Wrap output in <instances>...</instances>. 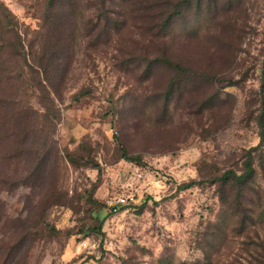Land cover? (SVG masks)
Listing matches in <instances>:
<instances>
[{
	"label": "rangeland",
	"instance_id": "obj_1",
	"mask_svg": "<svg viewBox=\"0 0 264 264\" xmlns=\"http://www.w3.org/2000/svg\"><path fill=\"white\" fill-rule=\"evenodd\" d=\"M101 1L3 4L0 22L11 21L29 62L50 67L54 89L47 81L35 89L31 75L21 83L30 117L21 128L33 136L21 133L19 165L0 167V264H253L264 246V197L257 212L248 206L256 222L238 230L211 180L241 169L244 151L259 143L264 0H191L166 36L148 16ZM11 26L0 27V39L16 40ZM164 58L198 74L180 80L168 106L174 73ZM202 73L231 85L221 118L220 102L205 103L216 87ZM34 143L38 154L29 153ZM121 146L140 163L122 159ZM257 176L264 196L261 168Z\"/></svg>",
	"mask_w": 264,
	"mask_h": 264
},
{
	"label": "trees",
	"instance_id": "obj_2",
	"mask_svg": "<svg viewBox=\"0 0 264 264\" xmlns=\"http://www.w3.org/2000/svg\"><path fill=\"white\" fill-rule=\"evenodd\" d=\"M51 5L53 6H61V5H69L74 6L75 0H50ZM191 0H102L101 6L103 8L107 7H117L125 6L128 7V12H132L133 14H137L140 16H148L155 23L156 29H159L160 32H165L163 34H167V31L171 29L173 22L182 17L184 14V5L192 6L190 3ZM163 9V12H162ZM7 10L0 3V13L6 12ZM3 19H8L7 15H4ZM124 16V15H122ZM126 16V15H125ZM125 20L127 17H124ZM107 23L113 24L112 28L118 29L121 21L113 17H108L106 20ZM119 24V25H118ZM11 21H7L6 23L0 22V27H9L11 26ZM126 25V21L123 22V26ZM117 26V27H115ZM11 35L13 34L16 37L15 41L4 40L0 45V150L3 148L2 155H4L5 159H1L0 167L3 168L5 166L11 165L13 161L15 164L21 163V133L23 134V138H30L32 133L28 129L21 128V121L27 122L29 120V116L25 115L24 110L21 109V100L23 99L21 83H28L27 75H31L29 82H31L35 89L44 88L45 91V83L49 82L51 84V90L53 88V84L51 81L46 79V75H49L48 66L37 63L39 65H35L33 62H29L27 60V54L25 53V45L21 44V38L18 36L17 31L13 29L11 26L10 29ZM21 54H24L22 58V66H21ZM7 56L10 58L4 57ZM164 63L172 69L174 75L171 76L170 83L165 91V101L168 106L170 99L174 96L177 90H182L179 82L182 79H190L195 78L198 74L192 68L184 65L182 62H176L169 58H164ZM59 67V65H57ZM35 75L38 78L35 79ZM261 75L263 78L262 86L260 88L259 94L257 95L260 100V109L258 111V115L255 120L257 121L259 127V143L256 147L247 149L244 151L242 155V167L239 170L234 169L233 167L223 170L219 175L215 176L211 182L217 184L218 186V194L219 201L223 208L235 211V215L238 216L240 221V227L238 226V230L243 228L249 220L251 223H255L257 208L262 202V194L263 188L259 185L257 186V174L258 168H261L264 174V61L263 67L261 69ZM43 76V80H40L39 77ZM202 78L206 84H210V86H215L216 93L213 99H208L205 103H208L212 100L220 102L221 104L216 108L219 111L224 103L227 102L226 98H232V95L227 91L231 85H224L223 77L221 76H213L207 73H202ZM48 78V77H47ZM50 87V86H49ZM187 88V86H185ZM47 92V88H46ZM84 93H79L76 95L75 100L79 101L80 97ZM225 95L226 98L222 96ZM52 99V98H51ZM49 98V101L53 103V101ZM252 100V99H251ZM253 101V100H252ZM42 101H40V104ZM43 104V103H42ZM44 106V105H43ZM166 106V108H167ZM226 105H224L225 107ZM46 109V107H44ZM167 110V109H166ZM221 118V110L219 111ZM53 120L57 121V115L52 117ZM231 121L230 115L226 119H222L218 123V128H225L229 122ZM18 125V127H17ZM6 129V130H5ZM9 131L4 133L3 131ZM18 137L17 141L11 142V139ZM11 138V139H10ZM20 139V140H19ZM9 140V141H8ZM13 144L15 147H12ZM32 149L29 150L30 154H38L40 153L39 145L36 143L31 145ZM6 148H9L7 150ZM8 151V153H6ZM122 159L131 162V163H140L141 158L138 156H131L126 151L124 147L121 146ZM66 159L69 163L74 164L75 161L71 157L70 154H67ZM260 161L259 165L255 164L256 161ZM0 180V184H2ZM197 183L196 181H190L189 183L182 184L178 188L180 190H186ZM255 195L257 197H255ZM92 200V199H91ZM97 205V202L94 201ZM254 205L256 208V212L248 210V206ZM94 215L98 220H100V216L98 212H95ZM259 220L264 218L263 215H259ZM105 218V217H104ZM101 218V221L104 220ZM100 232V230H99ZM258 247L262 245H256ZM263 252L259 254L258 259L252 258L253 264H264V246H262ZM206 260H210L209 257ZM126 264V263H124Z\"/></svg>",
	"mask_w": 264,
	"mask_h": 264
},
{
	"label": "built area",
	"instance_id": "obj_3",
	"mask_svg": "<svg viewBox=\"0 0 264 264\" xmlns=\"http://www.w3.org/2000/svg\"><path fill=\"white\" fill-rule=\"evenodd\" d=\"M9 0H0V3L6 5L8 3Z\"/></svg>",
	"mask_w": 264,
	"mask_h": 264
}]
</instances>
